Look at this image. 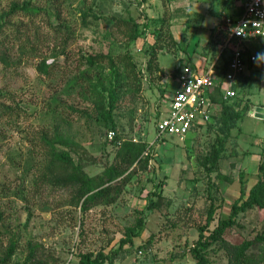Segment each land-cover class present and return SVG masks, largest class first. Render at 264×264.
Instances as JSON below:
<instances>
[{
	"label": "rangeland",
	"instance_id": "rangeland-1",
	"mask_svg": "<svg viewBox=\"0 0 264 264\" xmlns=\"http://www.w3.org/2000/svg\"><path fill=\"white\" fill-rule=\"evenodd\" d=\"M26 1L36 16L13 17L14 27L0 37V257L13 240L10 264H80L83 255L101 253L115 260L153 200L143 232L125 248L133 264H196L192 250L211 206L206 236L231 216L242 183L250 191L261 178L264 121L249 112L264 104V40L252 43L259 62L248 70L260 81L234 86L237 98L228 102L241 119L229 121L233 128L210 172L213 150L227 138L219 106L206 129L157 139L176 89L171 82L186 66L173 50L167 0H1L0 22L13 2ZM97 55L114 66L87 62ZM111 90L114 124L103 117ZM49 142L56 154L70 153L75 172ZM90 183L95 190L80 197ZM108 187L83 210L90 195ZM237 221L224 243L208 250V264H229V249L249 241L245 264H264V210Z\"/></svg>",
	"mask_w": 264,
	"mask_h": 264
},
{
	"label": "built area",
	"instance_id": "built-area-1",
	"mask_svg": "<svg viewBox=\"0 0 264 264\" xmlns=\"http://www.w3.org/2000/svg\"><path fill=\"white\" fill-rule=\"evenodd\" d=\"M222 30L225 40L214 63L208 67L186 65L173 78L176 89L170 96L166 116L157 123V139L167 136L183 139L209 124L218 106L213 100L218 89L225 101L237 97L235 84L246 74L247 63L257 61L247 45L264 39V0H240L239 14L226 18ZM227 53H230L227 71L221 75L218 62Z\"/></svg>",
	"mask_w": 264,
	"mask_h": 264
},
{
	"label": "trees",
	"instance_id": "trees-1",
	"mask_svg": "<svg viewBox=\"0 0 264 264\" xmlns=\"http://www.w3.org/2000/svg\"><path fill=\"white\" fill-rule=\"evenodd\" d=\"M0 2H1V0H0ZM37 10L39 11V9H37ZM35 11H36L35 9H32L30 2L26 1L23 4H20L18 2H13L11 4L9 10L3 11V13H2L1 22H0V37L2 35H4L3 33L8 26L14 27V24L11 21V19L13 17L18 16L19 14H24L26 16L34 17V16H36V13H37ZM134 28H135V31H134L135 34H134L133 39L136 40L141 35V32L139 31V27L137 25H134ZM157 48L158 47H155L153 50L152 57L149 61V69H153V67L155 66L154 60H156V53L158 51ZM106 59L110 62V64L113 67L114 61L109 56L97 55L94 57H87L86 58L87 62L90 63L91 65H97L101 61L103 62ZM227 66L228 65H224L223 66L224 68L222 67L223 71H222L221 75L225 74V72L227 71ZM156 70L162 72L163 69L156 66ZM177 75H178V73H176V76ZM243 79H245L244 76L242 78H240L238 83L235 84V88L237 86H239L240 83H244ZM110 98H111L110 99V109L108 112H106V111L103 112V117L107 121L108 124H114L113 112L116 109V99H115V92L113 90H111V97ZM213 100L221 108V110H220L221 115L220 116H221V118H223V121H224V126H225V131L227 133V136H226L227 138L221 139L220 140V147L215 148L213 150V154L211 157L212 158V166L209 168L210 172H212L214 170L215 164L220 159V155L224 151L225 144L227 142V139L230 136V131L233 128L232 125H230L229 121L232 120L233 122H236L239 119H241L240 113H234L235 109L232 107V105H230V103L228 102L229 100L228 101L223 100L220 89L217 90V94L214 96ZM230 100H233V99H230ZM58 138H59V140H61V138L59 136H58ZM59 142H62V140ZM49 143L52 144V149L54 150L53 154H56L57 152L55 151V147L53 144L54 142H49ZM142 148L145 149V147H143V146H142ZM143 149H141V150H143ZM56 155L58 156L57 158L59 159V161L64 163L65 165H67L68 168L73 169V172H75L77 170L78 167L74 164L73 158L71 157L70 153L64 152L62 154H56ZM262 158H263V162L259 168L261 178L258 181V183L250 191H246V187L244 185V182L242 183L241 198L234 203V205L232 207L231 216L227 220L220 222L218 227L209 236H206V231H208V228L214 222V215H215L216 208L214 207V205H212L211 208L209 209L207 224L205 226L199 228V238H198L196 245L194 246V248L192 250V256L196 260V264H208V259H207L208 250L211 249V247L213 245H215L219 242L224 243V235H225L226 231L237 226V222H238L237 219H238V216L240 214H243V213H245L249 210H253L255 208H260V209L264 210V149L262 152ZM72 174H74V173H71L70 175H72ZM114 177H118V175H116ZM73 179H74L73 176L71 178H69L68 183L74 182ZM110 180H112V179H110ZM91 182H93V181H91ZM91 186H92L91 183L88 184V186L86 184V186L82 190V193L80 194V197L88 195L91 192H93L95 190V188L93 189V188H91ZM111 188L112 187H108V188L99 190L97 193H95L93 195H90L84 202L83 210H86L88 208L87 206H88L89 202H92L93 200H95L97 198H104V195L109 190H111ZM161 194L162 193H160V191H157L155 195L160 196ZM155 207H156V202L152 200L150 205L147 207V209H145L142 212V217H141L140 221L138 222L137 226L132 228L128 232L126 239L121 240L120 249L124 248V246H129V245L132 246L134 244V239L137 237H140L141 233L143 232V230H144V228L148 222V218L153 213ZM258 238L259 237H257V239ZM259 239L264 240V237H261ZM253 244H254V241H249V242H245L241 246L236 245V246H233L231 249H229V252L231 254V259H230L229 264H245L248 261L246 259V252H248L250 250V248L253 246ZM17 248H18L17 243L15 241L11 240L9 246L3 251V253L0 257V264H10L12 262V258L14 256V253H15ZM118 252L119 251H116V254H118ZM92 256L93 255H91V254L83 255L81 258L80 264H106V263L113 264L112 258L104 255L103 253H101V255H98L94 259Z\"/></svg>",
	"mask_w": 264,
	"mask_h": 264
},
{
	"label": "crops",
	"instance_id": "crops-1",
	"mask_svg": "<svg viewBox=\"0 0 264 264\" xmlns=\"http://www.w3.org/2000/svg\"><path fill=\"white\" fill-rule=\"evenodd\" d=\"M167 1L169 2V4H167L168 14L166 16V23L167 26L169 25V30H171L172 32L174 44L178 48V51L173 48L176 53H179L177 57L185 62V65H190L193 67H208L209 65L214 63L219 57L220 45L225 40V33L222 30L224 20L228 17L237 16L239 14L240 0ZM258 43L263 44L262 39L259 40ZM252 46V43H249L247 45V47L250 49V55H256L257 61L253 63H247V71L246 74L243 75L245 77L243 81L244 83L248 81V83L251 84L256 81L257 84V81L260 80L253 79L251 77V72L248 71L250 69L257 71V63L259 62V56L251 51ZM229 59L230 53H227L219 60V70L224 65H228ZM181 67L182 64L179 65L178 69H180ZM259 70H264V62L262 66L259 67ZM243 76H241L240 78H242ZM260 82H262V84L259 85V88H261L262 86L264 87V80L262 79ZM258 108L255 107V110L251 109L249 114H251L252 116H256V111ZM261 108L264 109V104ZM261 120L264 121L263 119ZM207 127V124L203 125L196 131H202ZM258 181L259 180H257V182ZM246 191L249 190L246 188ZM125 248L126 246L122 248L123 250L121 249L122 251H119L118 257L113 260V264H133V259H131L130 256L127 255Z\"/></svg>",
	"mask_w": 264,
	"mask_h": 264
},
{
	"label": "water",
	"instance_id": "water-1",
	"mask_svg": "<svg viewBox=\"0 0 264 264\" xmlns=\"http://www.w3.org/2000/svg\"><path fill=\"white\" fill-rule=\"evenodd\" d=\"M256 117L264 120V109L258 108L256 111Z\"/></svg>",
	"mask_w": 264,
	"mask_h": 264
}]
</instances>
